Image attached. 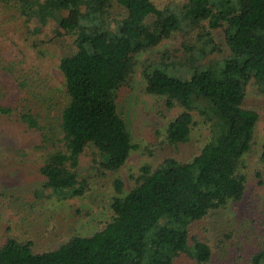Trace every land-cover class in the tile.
<instances>
[{
	"label": "trees",
	"instance_id": "trees-1",
	"mask_svg": "<svg viewBox=\"0 0 264 264\" xmlns=\"http://www.w3.org/2000/svg\"><path fill=\"white\" fill-rule=\"evenodd\" d=\"M68 10H79L76 20L66 18ZM50 20L57 35L49 42L43 33L38 42ZM175 35L180 47L143 61L146 92L180 108L159 143L172 150L186 143L197 115L206 141L187 161L142 164L127 191L113 177L109 217L53 248L39 250L30 229L0 223V264H264L257 228L264 225V137L259 113L245 105L250 83L264 96V0H0V120L38 135L23 148L0 144V166L35 165L58 201L89 192L90 172L116 173L138 147L119 108L136 56ZM66 37L74 47L56 58V84L44 48ZM17 39L19 52L4 55ZM223 49L222 59L206 60ZM90 146L96 149L84 169L79 158ZM251 152L257 160L248 168ZM6 197L0 187L5 209ZM230 206L257 212L253 234L218 225ZM45 229L40 238L51 241ZM227 242L238 253L227 252Z\"/></svg>",
	"mask_w": 264,
	"mask_h": 264
},
{
	"label": "rangeland",
	"instance_id": "rangeland-1",
	"mask_svg": "<svg viewBox=\"0 0 264 264\" xmlns=\"http://www.w3.org/2000/svg\"><path fill=\"white\" fill-rule=\"evenodd\" d=\"M78 12L79 10L66 11V18L76 20ZM56 26L53 20H50L47 25L40 26L42 33H37L38 42L41 41V34L43 33L47 34L49 42L52 41L54 36L57 35V32H54ZM30 27L37 32V24L35 22L31 23ZM215 37L216 41L223 45V39L217 32ZM66 38L65 40L45 45L44 48L48 50L46 54L49 59L47 63L48 73L56 84L60 82L59 70L55 63L56 58L58 54H63L64 51L72 52L74 47L73 40ZM182 39L179 35L164 38L154 49L141 52L136 56V64L131 75L129 88L125 93L123 102L121 101L119 105L120 111L127 120L133 141L138 146L131 152L126 163L116 173H108V175L100 176V178H97L94 172H90L92 176L90 179L91 190L82 197L65 201H58L54 196L48 197L51 192L50 184L37 172L35 165L29 163L26 167L20 165L0 166V187L3 188L7 196L5 199L6 209L0 200V223L5 226L8 225L13 230L30 229V234L35 235L37 239L36 246H38L39 250L40 247L41 249L53 248L55 245L66 241L72 234L83 235L92 232L101 225L103 220L105 221L109 217V199L114 194V189L111 187V179L113 177L121 178L124 182V190L127 191L134 184L131 175L142 164L150 163L155 165L166 156L187 161L195 155L199 147L206 141L208 134L199 116H195V127L192 129L190 139L186 143L181 144L175 150L168 147L162 148L161 143H159L162 140L161 134L168 122L180 112V108L169 109L165 105L163 98L148 94L145 90L146 83L142 74L144 60L154 57L165 48L180 47ZM20 44L19 39H17L16 45L12 43L10 48L6 49L4 55L9 56L13 52L18 53L19 47L17 45ZM224 51V53L215 51L208 55L206 60L211 58L222 59L227 54L226 50ZM114 63L118 67L122 66L124 55L116 54ZM255 88V85L251 83L247 85L245 105L255 109L260 115L257 132L258 138L261 139L264 137V96L258 94ZM37 139L38 135L36 133L24 132L21 127L16 128L0 120V144L2 146L23 148L34 143ZM92 147L96 149L95 146ZM92 147L87 148L79 158V164L84 169H87L89 162L93 160ZM256 158L257 155L253 152L245 156L244 162L248 164V168L256 165ZM81 172L84 173L83 171ZM84 176L87 177V173ZM39 191L45 192L47 197H38ZM255 202H259L258 197H255ZM256 213V211L252 210L249 213L247 211L244 212L240 206H230L220 215L218 225L220 227L234 226L235 228L237 227L238 233L246 234L249 232L253 234L250 218H257ZM258 221L261 222L260 220ZM44 227L50 229L46 238L51 237V234L54 235L51 241L40 238L46 230ZM52 227H55L54 231ZM257 228L263 231L264 225L258 224ZM250 236L252 235H249L248 238ZM235 240L237 241V238ZM256 243L252 241V244ZM229 244L230 242H227V245H224L227 252L231 250V254L238 253L237 250L231 249Z\"/></svg>",
	"mask_w": 264,
	"mask_h": 264
}]
</instances>
